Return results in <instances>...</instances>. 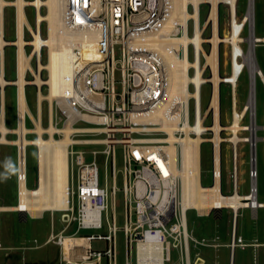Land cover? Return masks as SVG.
I'll list each match as a JSON object with an SVG mask.
<instances>
[{
  "label": "built area",
  "instance_id": "built-area-1",
  "mask_svg": "<svg viewBox=\"0 0 264 264\" xmlns=\"http://www.w3.org/2000/svg\"><path fill=\"white\" fill-rule=\"evenodd\" d=\"M204 3L208 2L198 4L201 15L198 25L197 17L184 20L176 13L179 0H63V39L59 44L68 50L71 80L68 89L53 98L50 124L57 128L56 137L62 136L64 127L68 125L74 131L72 140L66 146L69 202L67 208L62 210L65 225L61 231H53L48 239L60 246L62 264H105V259L106 264H118L116 245L119 231L125 237L124 264H133V254L135 264H148L140 261L139 254L143 244L152 237L158 239L162 254L167 255L164 264L171 260L172 246L179 248L181 261L178 264H199L197 260L200 256L193 261L190 257V242L193 241L196 246L206 242L189 232L187 212L191 208L184 210L182 201V171L185 169L188 147L186 136L202 135L205 140L201 142L200 148L204 142L211 144L212 184L217 178H221V181L223 178L224 142L217 144L213 129L216 121L215 109L211 106L214 94L213 70L207 64L204 51H209L205 46L209 44L211 48V44L204 38L200 50L195 40L200 26L205 36L209 24V13L205 20L202 19ZM189 8L193 14L196 13L194 3L189 4ZM185 34L192 36L187 44L176 40ZM91 44H96L98 57L85 55L86 47ZM28 45L31 46V54H27L26 76L31 71L33 79H28L26 84H36L39 93H42V85L49 84L44 82L38 85L32 81L36 78V71L45 80L48 79V69L39 68L42 63L45 65L49 61V48L43 44L40 55L33 43ZM230 66L231 73L232 62ZM117 72L120 73L119 78ZM17 74L18 68L16 77ZM220 74L223 75L221 62ZM257 76L261 78L255 71V78ZM224 83L230 85L233 110L235 102L234 84L220 81V120L221 86ZM207 84L210 85V98L203 108L202 95ZM8 85H16L19 93V84L13 79L4 85L0 84V115L4 108V122ZM252 88L256 93L255 85L253 87L251 82L248 101ZM18 93L17 124L20 110ZM248 101L242 106L246 109L242 122L250 111L246 105ZM28 111L26 120L27 117H33ZM249 114L252 122L253 112ZM171 132L175 136L173 139ZM209 134L212 137H207ZM117 145L122 147L124 165L122 192L125 211L122 226L117 224L114 211L112 218H109L110 208L115 210V196L120 189L117 185ZM17 147L16 179L20 191L21 182L28 185L29 181L27 144L23 159L20 145L17 144ZM190 148H196L195 142ZM102 156L105 170L111 157V187L108 185L107 172L103 181L100 176L99 160ZM235 173H238L237 163L233 168V189ZM257 175V168L252 166L253 178ZM73 223H76V229L66 234ZM82 230L93 232L83 235L80 234ZM66 236L80 237L85 242L83 246H71L66 253L63 248ZM93 240L107 241L108 246L96 249L92 245ZM228 245L231 249L229 264H234L236 249L247 245L242 236L237 234L236 216L232 240ZM6 248L0 240V250ZM155 253H158L157 249H147V255Z\"/></svg>",
  "mask_w": 264,
  "mask_h": 264
},
{
  "label": "rangeland",
  "instance_id": "rangeland-1",
  "mask_svg": "<svg viewBox=\"0 0 264 264\" xmlns=\"http://www.w3.org/2000/svg\"><path fill=\"white\" fill-rule=\"evenodd\" d=\"M16 0H6L8 4L4 5L3 9L0 8V31L3 32L4 38L7 41H13L17 36V5L14 4ZM34 1V0H28ZM255 2V16H254V32L256 35L264 36V0H254ZM236 15L237 23L240 22L243 15L247 12L249 0H237L236 2ZM220 32L222 36L230 33L231 30V8L227 3L220 4ZM25 11L27 18L31 26L36 29L37 27V7L31 2L25 5ZM210 11V5L208 3L202 4V19L205 20ZM42 15L48 13V8L43 5L40 9ZM3 17V18H2ZM212 33V26L208 24L205 30V37L208 38ZM251 25L250 22H246L243 28V37L250 36ZM48 36V22L46 19L41 21V35L46 38ZM32 35V38H31ZM26 40H33V33L28 25L25 26ZM30 44V43H29ZM245 51L249 48V42L244 41L242 43ZM27 54H31V46L25 45ZM206 49H210V45L207 44ZM17 44L10 43L4 46L3 53L0 54V64L3 61V67L8 80L16 77V57L18 53ZM230 50L231 45L222 42L220 45V62L221 73L223 75H229L230 73ZM42 54V49H41ZM255 56L259 66L264 72V41L257 42L255 48ZM45 77L46 71L44 72ZM241 74V73H240ZM117 77H120V73L117 72ZM28 79H32V72L27 74ZM119 86V85H118ZM251 86V74L248 67L244 68L241 76L237 79V107L238 110L242 109V106L248 101L249 92ZM49 85H42V94L48 95ZM17 93L18 87L15 85H8L6 87V101H5V124L15 129L19 125L18 105H17ZM19 94V93H18ZM26 94L28 98V104L33 112V117H27L25 124L30 130L26 136L29 139H34L38 136L37 119L39 113V90L38 86L34 83L26 84ZM210 98V85H206L203 90L202 103L203 108L207 106ZM256 115L255 122L258 125L256 134L258 136L256 145V168L258 175L256 176L258 185V198L264 201V83L261 78H256ZM53 100L44 98L41 102V116L42 126L47 128L50 125V106ZM221 103H222V116L221 123L224 127L232 125V111H231V97H230V85L222 84L221 86ZM250 111L244 119V123L250 124ZM4 114V110H3ZM251 131L244 130L239 131V136L250 135ZM220 134L222 137H231L233 135L232 130L223 129ZM44 135L48 134L44 132ZM1 137V132H0ZM19 137L18 132H8L7 139L15 140ZM61 137V136H57ZM212 137V135H207ZM202 182L204 185L212 184V160H211V144L204 142L202 144ZM28 170H29V187H36L38 185L39 169L38 147L36 144L28 143L26 147ZM116 155V167L117 171V185L120 188L115 196L116 207L115 210L110 208L109 218H112L114 211L116 215V222L119 226L124 223V195L122 192L123 186V155L121 145H117L115 149ZM18 161V147L15 143L0 142V205L12 206L17 204L19 197L18 182L16 179ZM238 183L239 191L241 193H248L252 188V160H251V143L239 142L238 143ZM100 176L103 181L104 175L107 172V181L109 187L112 184L111 174V157L107 162L105 170L104 157L99 160ZM222 190L224 193L233 192V168H234V152L232 143L230 141L222 142ZM106 171V172H105ZM62 211H44L42 216L33 217L28 214L27 218H19V213L15 209L0 210V240L3 242L7 249L16 250L18 247L34 246L37 243L34 241V237L39 238L41 243L43 239L50 235L53 231L55 233L61 231L64 228L65 222L62 220ZM217 216V217H215ZM188 230L189 232L202 240L205 239L206 244L196 246L193 241L190 242L191 246V259L192 261L197 256L202 257L205 261L203 264H229L231 249L229 243L232 240L234 211L231 207H224L219 211L213 209L208 213L200 214L197 209H190L187 212ZM237 234L242 236L246 246H240L236 249L234 264H264V207L259 208H243L239 210L237 218ZM76 229V223H73L70 228L65 232L69 234ZM93 231L82 230L80 234L86 235ZM100 232L104 233V230ZM31 238V239H30ZM213 243L218 244L217 246ZM92 245L96 249H105L108 246V242L104 240H93ZM117 250H118V264H124L125 255V237L122 231L117 234ZM60 247V246H59ZM58 246L53 243L47 244L44 247L38 249L29 250V254L47 258L48 253L58 251ZM5 251H0V255L3 256ZM132 263L135 264V255L131 256ZM181 261V255L178 247L172 246L171 248V260L166 261L165 264H178ZM106 264V259L104 260ZM194 264V263H193Z\"/></svg>",
  "mask_w": 264,
  "mask_h": 264
},
{
  "label": "bare ground",
  "instance_id": "bare-ground-1",
  "mask_svg": "<svg viewBox=\"0 0 264 264\" xmlns=\"http://www.w3.org/2000/svg\"><path fill=\"white\" fill-rule=\"evenodd\" d=\"M14 2V1H13ZM32 3L37 7V27L34 29L28 21L27 14L25 11V5ZM200 2H208L210 4V12L208 22L212 26L211 35L206 38L202 35V25L198 29L195 40L198 42V48L201 50L202 44H200L204 38L211 44L209 51H205L207 64L212 66L213 75L212 80L214 82V94L211 102V106L214 107L216 113V121L214 122L213 129L215 130V141L220 144L222 141H230L232 143L234 152V165L238 164V143L239 142H253L258 140L257 134H255L258 125L255 122V111L257 100L254 88H252V95L250 101L246 104L250 111L253 112V118L251 124L242 122V116L245 113V108L242 107L238 110L237 102V79L241 73L243 66L248 67L251 74V82L253 87L256 81H254V71L261 76V80L264 83V72L258 64L253 50V38L257 42L264 41V36L255 34L254 31V16H255V2L249 0L247 12L243 15L240 22L237 23L236 15V2L237 0H179L176 13H179L184 20L188 17H197V24L199 25V10L198 4ZM194 3L196 6V13H192L189 8V4ZM227 3L231 8V30L226 36H222L220 32V4ZM8 4L6 0H0V8L3 9L4 5ZM14 4L17 5V36L13 41H7L4 38L3 32L0 31V54L3 53L4 46L9 43L17 44L18 53L16 64L18 68L17 77L13 80L19 84V125L15 129L9 128L3 120V110L0 115V142L15 143L19 144L21 148V158L24 157V151L26 144L33 143L39 147V169H38V185L34 188L29 187L24 181L21 182L18 202L12 206H1L0 210H25L31 216H42L44 211H62L65 210L69 202V190H68V158H67V144L72 140L71 134L74 128L70 125L64 127V134L59 138L55 136L57 128L50 124L47 128L42 126L41 122V102L44 98H49L51 101L55 96L65 92L68 89L71 80V64L69 59L68 50L59 42L63 39L62 30V6L63 0H16ZM43 5L48 8V13L42 15L40 9ZM3 18V17H2ZM46 19L48 22V36L46 38L41 35V21ZM246 22L251 23V35L244 38L243 28ZM31 29L33 33V40L27 41L25 36V26ZM192 36L185 34L183 37L176 39L177 41L186 43ZM244 41L249 42V48L247 51L242 46ZM222 42H226L231 45L230 58L232 61V71L229 75L220 74V45ZM33 43L37 51L41 55V49L43 44H47L49 48V61L44 65L41 64L39 69L46 67L49 71V77L45 80L36 71V78L34 81L38 85L46 82L50 85V91L48 95L39 93V117L37 119L36 132L38 136L34 139H29L26 134L30 130L25 124V117L28 112L31 116H34L28 103L25 84L28 82L26 76V69L28 66L29 54L27 55L25 45ZM86 56H99L96 53V44H91L85 49ZM33 79V78H32ZM226 80L234 84L235 96H234V110L232 111V125L224 127L220 120V81ZM256 80V78H255ZM8 82V79L4 75V67L2 62V69H0V84L4 85ZM184 82H186L184 80ZM230 129L233 132L231 137H222L220 134L221 130ZM249 130L252 132V136L245 135L239 136V131ZM8 132H18L19 137L15 140L7 139ZM44 132L48 133V136L44 135ZM175 136L171 132V139ZM205 139L202 135L196 137L186 136L188 147L186 148L185 156V169L182 171L183 177V209L188 208L197 209L200 214L208 213L212 209H223L224 207H231L234 211V218L239 215V210L243 208H259L264 207V201L258 198V185L257 179L253 178V191L248 193H241L238 189V173L234 174V191L232 193H224L222 190L221 178H217L215 184L204 185L202 183V151L200 144ZM195 142L196 148L192 149V143ZM257 161L254 156L253 163ZM255 169V167H254ZM256 188V190H255ZM85 239L77 237L72 238L66 236L63 241V248L66 253L73 245L83 246ZM149 247L158 250V253L147 255V249ZM191 257V256H190ZM167 255L162 254V247L158 239L152 237L147 243H144L141 247L139 259L141 262L148 264H164ZM190 260V259H189ZM197 262L203 264L204 259L198 258Z\"/></svg>",
  "mask_w": 264,
  "mask_h": 264
},
{
  "label": "crops",
  "instance_id": "crops-1",
  "mask_svg": "<svg viewBox=\"0 0 264 264\" xmlns=\"http://www.w3.org/2000/svg\"><path fill=\"white\" fill-rule=\"evenodd\" d=\"M237 226L238 222L236 224V227ZM49 237L50 235H47L41 243L39 242L38 237H34V241L36 239L35 242L37 244L34 246H28V248L18 247L16 250H11L7 248L5 250H0L5 251L3 253V256L0 255V264H62L61 249L58 244L54 243L53 241H48ZM50 243H53L54 245L58 246L59 250L55 251L54 253L49 252L47 258L29 254V250L38 249Z\"/></svg>",
  "mask_w": 264,
  "mask_h": 264
},
{
  "label": "water",
  "instance_id": "water-1",
  "mask_svg": "<svg viewBox=\"0 0 264 264\" xmlns=\"http://www.w3.org/2000/svg\"><path fill=\"white\" fill-rule=\"evenodd\" d=\"M250 25H251V23H250ZM250 35H251V33H250ZM252 35H253V37H255V32L254 31H253V34ZM256 45H257L256 39L253 38V50L254 51H255ZM254 80H255V71H254ZM255 134H256V132H255ZM256 145H257V141L256 140L251 143V160H252V166H253V168L254 167L256 168V163L255 164L253 163L254 156L256 158ZM219 210H221V209H219ZM219 210L214 209L215 212L216 211H219ZM18 213H19V218L20 219H22L23 217L24 218H27V216H28V213L25 210H18ZM215 217H217V216H215Z\"/></svg>",
  "mask_w": 264,
  "mask_h": 264
}]
</instances>
